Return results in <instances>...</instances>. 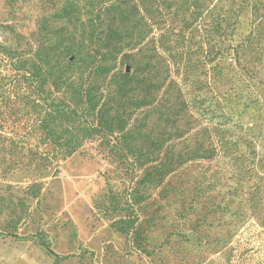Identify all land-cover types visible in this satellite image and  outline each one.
I'll use <instances>...</instances> for the list:
<instances>
[{
  "label": "rangeland",
  "instance_id": "obj_1",
  "mask_svg": "<svg viewBox=\"0 0 264 264\" xmlns=\"http://www.w3.org/2000/svg\"><path fill=\"white\" fill-rule=\"evenodd\" d=\"M140 1L147 24L124 53L151 60L152 81L166 89L131 123L148 116L143 130L175 137L173 154L202 143L214 158L140 188L145 199L132 206L143 171L117 135L41 163L52 146L30 131L18 67L33 71L46 54L64 62L60 33L70 32L78 50L90 26L84 15L55 20L63 0H0V264H264V0ZM64 96L62 88L53 94ZM179 106L187 114L172 126ZM129 216L133 228L117 230Z\"/></svg>",
  "mask_w": 264,
  "mask_h": 264
},
{
  "label": "trees",
  "instance_id": "obj_2",
  "mask_svg": "<svg viewBox=\"0 0 264 264\" xmlns=\"http://www.w3.org/2000/svg\"><path fill=\"white\" fill-rule=\"evenodd\" d=\"M192 4L191 0L187 7ZM139 11L136 0H63L52 17L72 24L80 16H86L83 21L90 26L85 37L87 41L83 38L79 49L73 50L71 33H60L58 42L60 53L64 51V62L61 63L59 55L54 63H50V55L46 54L44 62L41 59L42 66L33 65L32 71L23 64L18 67L23 70L17 76V82L27 88V95H21L19 100L25 97L23 104L32 111L30 131H36L45 146H52V152L39 154V161L67 158L95 136L109 142L110 136L117 135L115 138L123 143V155L133 157L143 171L141 187L131 189V206L145 199L138 192L140 188L160 186L175 168L195 160H210L216 154L213 147H205L202 143L173 154V150L168 149L175 137L170 139L165 135L169 134L166 131L150 137L143 130L148 116L138 119L136 125L131 123L135 111L156 108L163 102L166 89L162 83L152 81L151 60L133 59L132 54L124 53V46L131 49L139 43L141 37L135 32L147 24V19L138 15ZM45 63L48 69L44 67ZM122 63L133 70L114 72ZM48 83L53 85L54 91L45 90ZM61 88L65 96L56 101L53 94ZM187 111V106L177 107L171 125L174 126ZM137 142L144 143V148L136 146ZM18 144L22 141L19 140L16 146ZM134 218L129 216L121 220L116 229L128 233L134 226ZM38 240L48 252L54 253L41 236Z\"/></svg>",
  "mask_w": 264,
  "mask_h": 264
},
{
  "label": "water",
  "instance_id": "obj_3",
  "mask_svg": "<svg viewBox=\"0 0 264 264\" xmlns=\"http://www.w3.org/2000/svg\"><path fill=\"white\" fill-rule=\"evenodd\" d=\"M125 70H126V71H129V67H126Z\"/></svg>",
  "mask_w": 264,
  "mask_h": 264
}]
</instances>
